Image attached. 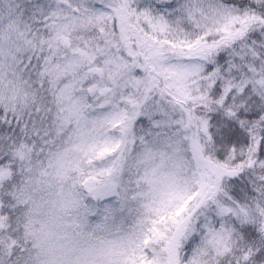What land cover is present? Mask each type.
I'll return each mask as SVG.
<instances>
[{"label":"snow or ice","instance_id":"obj_1","mask_svg":"<svg viewBox=\"0 0 264 264\" xmlns=\"http://www.w3.org/2000/svg\"><path fill=\"white\" fill-rule=\"evenodd\" d=\"M0 264H264V0H0Z\"/></svg>","mask_w":264,"mask_h":264}]
</instances>
